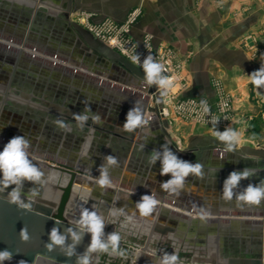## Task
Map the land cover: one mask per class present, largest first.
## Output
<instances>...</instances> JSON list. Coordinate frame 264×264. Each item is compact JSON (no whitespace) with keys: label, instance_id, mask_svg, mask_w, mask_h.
Instances as JSON below:
<instances>
[{"label":"crops","instance_id":"obj_1","mask_svg":"<svg viewBox=\"0 0 264 264\" xmlns=\"http://www.w3.org/2000/svg\"><path fill=\"white\" fill-rule=\"evenodd\" d=\"M15 1L29 6L33 1L34 8L41 5L47 10L42 18L45 22L63 28L65 22L71 24L79 55L76 61L58 57L59 64H52L53 59L42 62L39 57L49 55H43L39 46L35 51L38 61L16 53L0 63V71L5 69L6 80L11 81L4 86L6 80L0 72V152L14 136H25L31 142L30 159L45 173L43 182L36 186V197L58 196L57 186L65 182L66 175L48 166L68 164L87 172L76 175L71 206L85 205L102 212L105 223L117 221L119 226L138 228L136 232L144 234L146 243L153 238L165 239L171 252L189 255L188 264L263 260L264 201L258 206L241 205L235 199L224 201L221 194L224 180L234 170H257L241 181L239 191L249 183L264 182V105L251 100L249 77L264 65V0ZM133 9L138 10L137 15L126 36L135 45L134 52L141 51L142 42L148 40L152 50L172 53L185 82L177 99L202 98L214 103L213 82L229 94L234 118L230 125L217 128L240 132L233 151L224 152L225 145L209 123L182 118L168 123L155 116L135 132L121 129L136 101H141L146 117L148 111L155 110L159 104L158 96L152 93L155 86L145 87L140 67L89 34L71 16L86 12L91 24L108 21L119 26ZM63 10L66 17L59 18L57 14ZM62 34L65 38L66 33ZM9 38L0 33L1 55H8L11 49L14 53L30 49L29 44ZM63 67L76 69V75ZM85 100L101 116L103 126L89 120L83 130L75 128L72 113L82 112ZM57 118L71 123L72 130H60L53 123ZM165 143L179 158L204 165L205 178L190 175L178 197L161 189L160 183L170 176L160 175V162L153 167L147 162V156ZM109 154L118 157L120 166L111 170L113 186L102 189L95 178L103 156ZM31 187L25 182V195ZM153 190L160 204L150 216H141L136 202ZM199 207L210 211L205 221L196 215L194 209ZM157 226L167 229L161 234ZM140 250L141 264L148 257L150 262L156 260L145 256L151 251L147 245Z\"/></svg>","mask_w":264,"mask_h":264},{"label":"clouds","instance_id":"obj_2","mask_svg":"<svg viewBox=\"0 0 264 264\" xmlns=\"http://www.w3.org/2000/svg\"><path fill=\"white\" fill-rule=\"evenodd\" d=\"M133 64L139 65L144 73L143 83L145 87L156 86L161 91V96L166 97L169 90L173 88V79L165 75L168 69L161 62L151 55L144 56L134 52L129 56ZM251 83L256 89L264 87V65L249 75ZM84 109L79 113H72V120L75 121V128L83 130L88 121L103 126L101 116L94 113L90 107V103L83 101ZM202 110L205 114L210 112L206 101H201ZM53 123L62 131L72 130L73 125L62 119H55ZM149 123L146 117L141 101H136L134 106L128 111L126 121L121 127L123 131L132 133L138 128H144ZM215 136L225 145L224 152L233 151L240 139V132L226 127L220 131L217 128L218 120H213ZM31 142L25 136H14L4 146L0 152V192L9 190L7 195L9 202L18 207H26L24 184L30 183L33 187L28 189V196L36 197L39 190L36 187L43 182L45 173L41 168L33 163L30 159L29 151ZM224 153L221 155L223 156ZM103 162L97 168L99 175L95 178L97 185L102 189L112 187L114 181L111 177V170L120 166L119 159L111 154L102 158ZM157 161L161 164L160 175L170 176V179L160 183L161 189L169 195L179 196L181 191L185 189L186 179L191 175L199 179L205 178L204 165L200 161L195 163L179 158L175 152L165 143L160 150L154 149L148 156L147 162L149 166H154ZM218 171V170H217ZM256 169L245 167L243 170H234L224 180L221 198L226 202L233 199L238 204L248 206H258L264 201V182L252 184L249 183L246 188L239 191L240 183L248 180L256 174ZM134 194V191H133ZM160 200L156 192L153 190L151 194H145L140 201L136 202V208L141 216L148 217L156 211ZM196 215L202 221L210 215V211L204 207L194 209ZM123 213V209L116 210ZM76 227H65L61 231L60 225H53L49 230V240L45 247L50 250H59V252L69 259L75 257V264H94L96 257L94 253H105L108 255L124 256V251L120 248L121 236L115 230L105 234V220L97 211L84 207L79 217L75 221ZM24 239L27 240V230L23 229ZM85 235H90V244L83 253H78L77 248L82 243ZM69 240L71 243H69ZM12 253L7 249L0 251V264L3 261H11ZM23 264V262H19ZM158 264H182L179 256L175 252H164Z\"/></svg>","mask_w":264,"mask_h":264},{"label":"water","instance_id":"obj_3","mask_svg":"<svg viewBox=\"0 0 264 264\" xmlns=\"http://www.w3.org/2000/svg\"><path fill=\"white\" fill-rule=\"evenodd\" d=\"M6 48L8 49V46ZM16 53L18 55L19 53L22 54L20 50L14 53L13 49L8 54L12 57ZM47 54L50 53L47 52ZM3 55L5 56V54ZM3 55L1 56L3 57ZM24 59L28 58L24 57ZM55 67L57 66L55 65ZM62 69L72 70L67 67ZM75 72L76 69H73L72 74L76 75ZM48 167H53L66 175L65 182L57 186L59 194L56 198L49 199L25 195L26 207L20 208L9 202L7 195L9 190L6 189L0 192V251L7 249L12 253L11 261L5 260L3 264H19L21 261L23 264H75V257L69 259L61 254L58 249H47L45 244L49 240V230L53 225H60L61 231L65 227H76L75 221L79 215L73 212L68 204L72 198L73 186L77 182L76 175H86L87 172L58 162H54L53 166ZM23 229L27 230V240L23 238ZM157 229L159 233L163 234L167 228L166 226H157ZM90 240V235H85L82 243L77 248V252L83 253L90 244ZM69 243H71L70 240ZM95 255L96 253L93 254L94 257ZM207 264H215V262L208 261ZM223 264H264V259L261 260L256 257L252 260H228Z\"/></svg>","mask_w":264,"mask_h":264},{"label":"built area","instance_id":"obj_4","mask_svg":"<svg viewBox=\"0 0 264 264\" xmlns=\"http://www.w3.org/2000/svg\"><path fill=\"white\" fill-rule=\"evenodd\" d=\"M137 9H133L129 16L127 17V20L125 23L115 26V29L110 22L106 21V24H108V29H106V26H89L90 33L96 37L97 39L103 41L105 44H107L110 47L115 48L120 54L127 57L129 59V56L134 53L135 45L131 40H129L126 36V32L129 28V25L134 20L135 16L137 15ZM111 28H110V27ZM116 30V33L113 34V31L110 29ZM110 33H109V32ZM138 53L141 54V59H143L144 56L151 55L158 62H161L165 65V67L168 69V71L165 73V75H168L170 77H174L173 79V85H176V82L181 83V79L179 78V73L177 70V66L173 63L172 60V53L169 50H152L149 44L148 40H144L142 42V50ZM136 65V64H134ZM140 67L139 65H136ZM141 68V67H140ZM182 84V83H181ZM214 92L217 94V99L215 100L214 104L210 105V103L202 98H184L174 101L173 93L169 91L168 95L166 97L161 96V91L155 86L154 91L152 92L156 96H158L159 104L155 108V110L148 111L147 118H153L155 116L165 118L167 116L172 115L173 117H179L182 119H192L196 120L201 123H209L213 124V120H218V125H225L226 121L230 117V110H228L229 106V96H223L222 89L219 86L218 83H214ZM252 98L253 100L257 102H264V98L262 97V92L264 90V87L260 89H256L254 85H252ZM229 97V98H228ZM201 101H206L207 105L210 109V112L208 114H205L202 110ZM172 112V114H171ZM149 115V117H148Z\"/></svg>","mask_w":264,"mask_h":264},{"label":"flooded vegetation","instance_id":"obj_5","mask_svg":"<svg viewBox=\"0 0 264 264\" xmlns=\"http://www.w3.org/2000/svg\"><path fill=\"white\" fill-rule=\"evenodd\" d=\"M35 1L37 2V0ZM65 1L67 4L68 0ZM46 12L47 10L41 7V5H37V7L34 8L32 5L29 6L22 2L17 3L14 0H0V33L5 34L7 37L11 36L9 41L18 42L20 40V44H29L28 46H30V49H34V51L40 46L43 54L44 52H46V54L48 52L50 53L48 54L49 56L54 55L55 60L56 58L58 59V57L61 59L67 57L69 61H76L79 55L74 48L75 44L72 40V25L65 22L63 28V26H58L55 23H51V21L45 22L42 18H44V13ZM66 14L67 11L63 10L59 11L57 15L59 18H65ZM63 32L66 33L65 38H63ZM88 33L90 34V32ZM35 58L36 57L33 56L31 60ZM7 60H11L9 54L0 58V63ZM49 60L50 57L47 62H49ZM56 62L58 63V60ZM0 72L1 77L6 80V72L4 70ZM10 83L11 81L8 83V80H6L4 86L5 84L9 86Z\"/></svg>","mask_w":264,"mask_h":264},{"label":"rangeland","instance_id":"obj_6","mask_svg":"<svg viewBox=\"0 0 264 264\" xmlns=\"http://www.w3.org/2000/svg\"><path fill=\"white\" fill-rule=\"evenodd\" d=\"M15 2L21 3L19 1H15ZM29 4H30V6L33 5V1H30ZM74 13H72V16H71L72 20H74V22H76L80 26H83V28L86 29L88 32H90L89 26H91V27L97 26L98 27L101 25L100 27H102L104 25V26H106V29H108V24H106V21H100L97 24H91L88 20V14L86 12H80V13L74 12ZM112 26L115 28L114 25H112ZM115 29H117V28H115ZM110 30L113 31V34L116 33V30H114L113 28ZM22 55L24 57H27L30 60L33 59V56L36 57V59H38V57H39L38 55L35 54L34 49H31V50L26 49L22 52ZM43 55H45V54H43ZM0 57H2V56L0 55ZM39 58L41 59L42 62H47V60L49 59V56L43 57L41 55V57H39ZM50 59H53L52 64H59L56 62L54 55L52 57H50ZM172 60H173V63L178 68L179 66L177 65L176 62H174L173 57H172ZM178 75H179V78L181 79L182 84L180 82H176V85H173V88L169 90L173 93V97L175 99L174 101L179 100L176 98V94L178 93L179 90H182V88L185 85L182 73L179 72ZM214 83H218V82H213V85H214ZM250 91L252 92V89H250ZM222 94H223V96H229V94H227L223 90H222ZM261 94H262V97L264 98V90ZM251 96H252V94H251ZM216 99H217V94L215 92V100ZM251 100H253V99H251ZM255 102H257V101H255ZM258 103H260V102H258ZM212 104H214V103H210V105H212ZM259 105L262 106V103H260ZM229 106L230 107L228 108V110H230V112H229L230 117L226 121V124L224 126L230 125V123L232 122V120L234 118V104H233L231 98H229ZM171 114H172V112H171ZM175 118H179V117H173L172 115L170 116V114H169V116L165 117L164 119L168 120V123H172ZM184 120H192V119H184ZM192 121L197 122V123H201V122H198L196 120H192ZM68 207L69 208L73 207L72 211L80 215L82 207H79L76 205L71 206L70 203L68 204ZM84 207H87V206L83 205V208ZM98 213L100 215H102V212H98ZM105 224H106V227L104 229L105 234L111 233L114 230L120 234V236H121L120 248L124 251V256H119V255H111L110 256V255L105 254V253H98V254L96 253V255H95L96 259H95L94 264H141V262H140V260H141L140 247H142L144 245H147L149 247V249L154 252L153 253V252L149 251V252H147V254L145 256H147V257L148 256H154V258H156V260L153 262H150L152 259L150 257H148L147 259H149L150 261L144 260L142 262V264H144L145 262H146L145 264H158V261L160 260V258L164 252L171 253V250H170L168 244L166 243L165 239L158 240L156 238H153L149 242L146 243L144 234L142 235V234H139L138 232H136V229H138V228H126L123 226H119V223H117V221L115 224L110 223V222H106ZM178 256H179L182 264H188L189 255L187 253H184V254L180 253Z\"/></svg>","mask_w":264,"mask_h":264},{"label":"trees","instance_id":"obj_7","mask_svg":"<svg viewBox=\"0 0 264 264\" xmlns=\"http://www.w3.org/2000/svg\"><path fill=\"white\" fill-rule=\"evenodd\" d=\"M262 105H264V102H262ZM263 108H264V106H263Z\"/></svg>","mask_w":264,"mask_h":264}]
</instances>
